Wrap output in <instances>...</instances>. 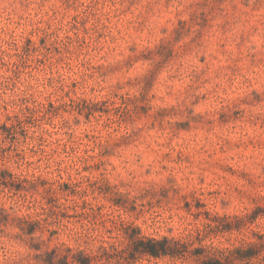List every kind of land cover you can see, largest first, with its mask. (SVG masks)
Listing matches in <instances>:
<instances>
[{
    "label": "clouds",
    "instance_id": "obj_1",
    "mask_svg": "<svg viewBox=\"0 0 264 264\" xmlns=\"http://www.w3.org/2000/svg\"><path fill=\"white\" fill-rule=\"evenodd\" d=\"M0 264H264V0H0Z\"/></svg>",
    "mask_w": 264,
    "mask_h": 264
}]
</instances>
